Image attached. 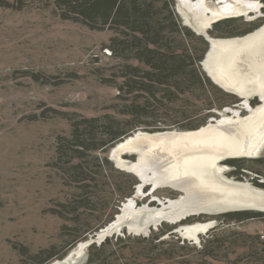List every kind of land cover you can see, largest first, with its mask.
Segmentation results:
<instances>
[{"label":"rangeland","instance_id":"obj_1","mask_svg":"<svg viewBox=\"0 0 264 264\" xmlns=\"http://www.w3.org/2000/svg\"><path fill=\"white\" fill-rule=\"evenodd\" d=\"M190 1L194 3L200 0ZM201 1V8L203 12H208V16L211 11H219V7L226 3L240 6L237 0ZM253 1L259 3L258 8L218 16L209 25L195 20V14L183 5L182 0H174V12L182 25L204 36L211 46L214 40H239L264 26L262 2ZM7 2L11 5L12 0ZM23 4L20 10L16 5L0 7V264H19V250L22 247H27L31 252L44 248H49L50 253L61 250L77 232L68 229L74 223L71 218L76 216V212L68 213L63 204L71 203V208L74 201L80 202L78 198L89 196V192L91 201L87 203V212L81 215L83 224L93 225L113 218L117 213L104 227L75 242L66 255L52 258L46 264L62 260L75 252L80 243L85 245L71 264H84L88 257L97 254L95 249L106 239L108 242L103 253L113 250L117 241L120 246H133L136 252L147 251L151 255L150 264H201L200 261L206 260L201 253L205 244L209 243L207 252L214 253V239L237 237L231 232L259 235L264 239V208L249 204L218 206L211 210L188 208L186 204L191 199L179 181L186 176L181 174L187 167L183 157L186 152L191 154L194 144L178 145L174 149L157 144L146 146L155 142L150 141L148 136L156 139L151 136L162 133L190 134L210 126L217 131H235L234 138L230 140L240 143L248 144L250 139H257L262 133L264 135V95L259 92L258 73H247L238 66L230 69V61H227L230 54L237 53L240 47L233 45L220 56L223 66L220 62L219 69L218 61L208 64L209 46V52L199 65L214 85L222 88L228 96L214 94V107L210 109L203 108L199 102L193 101L189 105L184 99L180 102L176 100L167 107L192 110L186 121H177L171 117L173 111H169V115L156 124L164 126L174 123L170 128L151 130L140 127L115 142L107 152L102 148L86 151L87 169L93 168L95 172L101 166L105 171L97 188H75L71 184L65 186L61 179L62 172L56 171V166H51L55 138L59 134H68V118L78 119L79 114H115L119 119L126 117H120L114 111L130 103L124 97H118L115 86L122 82L117 74L124 63L111 57L109 48L105 47L114 35L113 31H95L82 24L63 20L52 13L50 4L47 6L41 0H26ZM44 5L45 9L42 7ZM226 19H232L228 26H214V23ZM232 32L235 34L227 35ZM248 47L245 45L244 49ZM131 63L135 64L133 61ZM249 73L254 74L247 78V93L237 92L243 84L239 81ZM214 76L226 80L227 85L235 90H228ZM219 103H222L221 107H217ZM182 122H187L192 128H179L178 124ZM237 125L241 126L240 129ZM135 136H139L138 142H143L141 147L129 146L119 154L114 153L118 144ZM262 142L253 155L244 151V154L233 157L225 155L220 159L214 158V172L222 183L246 186L244 189L264 197V162L260 164L255 160L264 159V140ZM104 157H109L110 172L102 160ZM239 158L241 161H236L240 164L238 166L233 159ZM136 163L145 171L147 179H142L131 168ZM219 166L223 168L221 171ZM112 169L129 172L134 177L136 175L139 183L136 188L133 185L134 192L126 200L119 199L112 187L114 184L111 186L112 178L109 179L110 185L104 184L107 172L114 174V178L120 176ZM138 186L141 187L140 191ZM130 198L134 200V210L137 212L128 213L125 219L128 223L125 221L110 231H104L122 214L123 203ZM197 224L206 226L195 235L188 232V227ZM62 228L70 230V233L61 235ZM92 244L96 248H92ZM171 251L177 252L171 255L174 260H167L159 254ZM157 255L161 258L153 261ZM207 258L210 260L207 264H219ZM136 260L143 259L127 257L117 260L110 257L105 264H136ZM177 260L183 262L177 263Z\"/></svg>","mask_w":264,"mask_h":264},{"label":"trees","instance_id":"obj_2","mask_svg":"<svg viewBox=\"0 0 264 264\" xmlns=\"http://www.w3.org/2000/svg\"><path fill=\"white\" fill-rule=\"evenodd\" d=\"M25 1L12 0L11 5H8L7 0H0V7L8 8L16 5V8L20 10ZM41 1L45 2L47 6L50 4L52 13L63 20L82 24L95 31L104 29L113 31L114 35L109 38L105 47L109 48L111 57L124 63L117 74L122 82L115 86L118 90V97H124L130 101L128 106L114 109L117 115L126 116L121 119L117 118L115 114L100 116L79 114L78 119L68 118L69 132L56 136L52 165L50 164L52 167L56 166L54 167L56 171L63 173H61V179L65 186L97 188L105 169L100 166L99 171L93 172V168L88 170L85 159L86 151L91 152V150L102 148L107 152L115 142L140 127H148L147 129L151 130L165 129L174 123L164 124V126L156 123L159 120H164L169 115V111H173L171 117L177 121H186L192 110H180L176 106L167 107L169 103L176 100L180 102L184 99L188 101L189 105H192L190 102L195 101L203 105V108L210 109L214 107V94L228 96L222 88L214 85L212 79L200 69L199 65L202 64L210 44L204 36L196 34L189 27L180 23L174 12V0ZM259 1L262 2L261 8L264 13V0ZM45 5L42 6L44 9ZM231 20L218 21L214 23V26L221 24L228 26V22ZM234 34L232 32L227 35ZM216 105L221 107L222 103ZM178 125L181 129L192 128L187 122ZM75 159H77L76 162H74ZM102 160L110 172L109 157H104ZM233 160L241 161L240 158ZM255 160L260 164L264 162L263 158ZM237 162L235 165L239 166L240 164ZM112 171L118 172L120 176L114 178V174L105 172L104 176L107 181H104V184L110 185L109 179L112 178L113 183H110L111 186L114 184L112 187L119 195V199L126 200L134 192L133 185L136 188L139 183L135 178L136 175L134 177V174L129 172L113 169ZM68 179V183H65L64 181ZM88 194L89 196L78 198L80 202L74 201V206L71 208V203L63 204L68 213L76 212V216L71 218L74 223L68 228L77 231L73 239L54 253H50L49 248L31 252L27 247H22L19 250L21 252L19 264L28 263V261L35 262L32 264H46L52 258H61L66 255L68 249L75 242L104 227L114 218L117 212L113 218L102 222L93 225L83 224L82 216L87 212L86 206H89L87 203L91 201L90 192ZM79 208L81 210L78 212ZM70 230L65 231L62 228L60 233L68 235ZM231 234L237 237L214 239V253L213 251L207 252L206 247L209 243L205 244L201 253L203 259L206 260L200 261V263H210L207 258L210 257L213 259V263L219 264H264V239L259 235L238 231L231 232ZM107 242L108 239L102 241L95 249L97 254L88 257L84 264H105V261L110 257L117 260L138 257L143 260H136V264H150L151 255L147 251L136 252L133 246L129 244L120 246L117 241L114 243L117 246L113 250L107 254L103 253ZM239 248L241 250L238 251ZM46 251H49V254H46ZM175 253L177 252L171 251V253L160 252L159 254L167 260H174V256L171 255H175ZM160 256H155L153 261L161 258ZM182 262L183 260H177V263Z\"/></svg>","mask_w":264,"mask_h":264},{"label":"bare ground","instance_id":"obj_3","mask_svg":"<svg viewBox=\"0 0 264 264\" xmlns=\"http://www.w3.org/2000/svg\"><path fill=\"white\" fill-rule=\"evenodd\" d=\"M237 1L240 6L238 5L236 6L233 3H226L225 5L219 7V11L218 10L211 11L209 16L206 15V13L208 12L206 11L203 12L201 8L203 6V2L201 0L194 3L190 0H182V3L183 5H185V7L188 10H191L195 14L194 16L195 20L198 19L204 25H209L211 22L216 20L215 18H217L218 16L221 17L222 15H226L228 13L233 14V12L235 11L245 12L248 9L258 8L259 6V3L253 0H237ZM233 45H237L238 47H240V49L237 51V53L230 54L231 56L229 60H227L230 61L229 64L230 69L231 68L233 69L234 67L238 66L239 68L243 67L245 72L247 73L250 71L257 72L259 89H260L259 92L262 95H264V26H262L257 31L251 33L250 35L241 38L239 40L238 39L214 40V42L210 46L211 50L208 57V64L209 62H214L215 64V62L218 61L217 67L221 69V67L219 66L221 62L220 58L223 56L225 52H228L229 48L232 47ZM245 45L249 47L244 49ZM252 45H254V47ZM253 74L254 73H249L246 74V76H243V78L239 82L245 85L242 84L241 86H239L238 89L236 90L237 92L247 93L246 92L247 78L248 76ZM215 78L217 79V81H220L222 85H224L228 90L229 89L235 90L234 87L231 88L229 85H227V83L225 82L226 80L223 81L224 79L220 80L218 77ZM232 81H233L232 83L235 82L234 79H232ZM210 127L201 128L198 131L196 132L194 131L193 133L190 134L162 133L160 135L156 134L157 136H151V137H155L156 139L150 138V136H148L150 141H155V142L149 143L146 146H153L157 144L158 146L161 145L164 147L166 145L167 147H171L172 149H174L177 148L178 145L188 146L189 144L191 145L194 144L193 145L194 150L190 152L191 154L189 153L187 154L186 152L185 153L186 155H184L183 157V160L186 161L185 166L187 167L182 170L181 174L182 175L185 174L186 176L182 177V180L179 181L180 185L182 184V186L185 187V190L188 193V198L191 199V201L188 202V204H186L189 206L188 208L193 207L192 210L196 208L211 210L218 206H224V207L234 206V205L241 206L243 204L245 205L249 204L264 208V197L259 195V193L253 194V192L244 189L247 188L246 186H242L236 183H232V182L230 184H228V182L227 184L222 183L221 179L218 178L217 174L214 172V160H215L214 158L224 157L225 155L226 157H233L244 154L245 152L250 153L249 155H252L254 151L259 147V144L264 140L263 133L257 139L255 138L250 139L249 142H247L248 144H246L243 142L242 143L235 142L234 139L232 141L230 140L231 137L234 138L235 131L233 130L232 131L230 130V132L228 131L229 132L228 135L225 133L227 131L225 132L217 131V129L214 126H212L214 128H210ZM237 127L238 129H240L241 126L237 125ZM222 128L224 129V126ZM139 136L129 138L125 142L118 144L117 148H115L114 153L119 154V152L122 149L127 148L129 146L138 145L141 147L143 142L137 141V139H139ZM225 143H227V145ZM216 145L217 147H215ZM197 146H201V148ZM131 168L134 171H136L137 174L142 179H147L148 177L147 174L141 168V166L138 167L137 163L133 164ZM222 169H223L222 166H219V170L221 171ZM173 181H178V180H173ZM140 188L141 187L138 186L139 189L138 191H140ZM216 188H220V190L217 189L218 190L217 191ZM193 189H196L197 191H193ZM134 207H135L134 200L132 198H130L126 203H123L122 214L118 215L117 217L118 220L116 219L113 222H111L108 228H106L104 231H110L113 228L120 226L121 223H125V221H127L125 219L127 218L128 213L137 212V210L136 211L134 210ZM128 222L129 221H127V223ZM205 226L206 225L197 224V225H192L187 229L188 232L190 231L195 235V232H197L199 229H203V227ZM84 245H85L84 243H80L78 249L75 252H71V254H69L62 260L55 261L52 264L73 263L78 258L80 252H82Z\"/></svg>","mask_w":264,"mask_h":264},{"label":"flooded vegetation","instance_id":"obj_4","mask_svg":"<svg viewBox=\"0 0 264 264\" xmlns=\"http://www.w3.org/2000/svg\"><path fill=\"white\" fill-rule=\"evenodd\" d=\"M263 143V142H262ZM259 149V148H258ZM253 155V154H252Z\"/></svg>","mask_w":264,"mask_h":264}]
</instances>
